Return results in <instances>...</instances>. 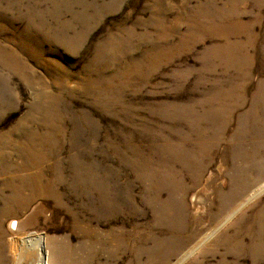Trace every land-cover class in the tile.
I'll list each match as a JSON object with an SVG mask.
<instances>
[{"label": "rangeland", "instance_id": "1", "mask_svg": "<svg viewBox=\"0 0 264 264\" xmlns=\"http://www.w3.org/2000/svg\"><path fill=\"white\" fill-rule=\"evenodd\" d=\"M0 264H264V0H0Z\"/></svg>", "mask_w": 264, "mask_h": 264}, {"label": "bare ground", "instance_id": "2", "mask_svg": "<svg viewBox=\"0 0 264 264\" xmlns=\"http://www.w3.org/2000/svg\"><path fill=\"white\" fill-rule=\"evenodd\" d=\"M16 225V224H15ZM29 239V238H28ZM37 240H38V244L40 245V247H41V249H42V247H43V244H44V240H43V238L42 237H38L37 238ZM28 241V240H27ZM30 241V240H29Z\"/></svg>", "mask_w": 264, "mask_h": 264}]
</instances>
